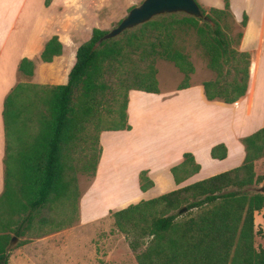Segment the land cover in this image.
I'll use <instances>...</instances> for the list:
<instances>
[{
  "label": "trees",
  "instance_id": "1",
  "mask_svg": "<svg viewBox=\"0 0 264 264\" xmlns=\"http://www.w3.org/2000/svg\"><path fill=\"white\" fill-rule=\"evenodd\" d=\"M195 1L213 22V28L207 21L201 23L202 18L180 12L155 16L136 28L123 31L119 37L105 40L101 38L107 31L95 27L89 39L77 47L75 62L65 84L42 85L30 81L35 61L26 57L20 59L17 72L28 80L18 81L10 88L3 99L1 113L4 154L0 264H8L10 253L6 248L12 237L9 232L22 237L42 208L59 200H79L76 182L68 176L73 167L66 164L65 150L81 139L86 140L89 125L96 130L97 144L102 131L130 129L126 113L128 92L132 89L159 92L153 60L163 57L185 74L193 71L187 56L174 46L179 32H197L208 67L217 74L214 80L202 82L208 100L233 103L246 93L250 53L230 48L221 23L225 16L233 18L229 0H224L221 9L209 8L208 13ZM44 3L47 5L49 0ZM246 19L243 14L242 29ZM237 37L239 47L242 31ZM62 47L58 37L51 36L40 59L52 61L62 53ZM131 55L146 63L148 69L135 72L136 86L126 88L120 103L117 99L118 107L113 110L107 99L116 98L107 78ZM230 63L234 74L222 83V68ZM183 87L187 85L179 88ZM102 111L112 114L104 126H101ZM240 140L245 150L240 166L110 211L115 226L125 234L130 249L136 252L137 264H264V244L259 249L254 246V213L263 211L264 215V191L245 190L262 179L255 176L254 163L264 156V126ZM91 150L93 157L97 155L94 162L89 159L82 167L90 168L94 176L101 147L98 153L95 147ZM226 154L223 143L210 150L215 159H223ZM199 168L194 156L185 152L183 160L170 170L179 184ZM152 184L147 171H141L140 189L145 191ZM183 206L186 210L197 208L200 211L176 220ZM260 233L264 240V227ZM141 247L143 250L137 252Z\"/></svg>",
  "mask_w": 264,
  "mask_h": 264
},
{
  "label": "crops",
  "instance_id": "2",
  "mask_svg": "<svg viewBox=\"0 0 264 264\" xmlns=\"http://www.w3.org/2000/svg\"><path fill=\"white\" fill-rule=\"evenodd\" d=\"M94 1L49 0L47 5L44 3L45 0H11V2L4 0L0 3V193L3 189L4 154L1 113L5 95L19 79L18 63L23 57L35 61L34 73L30 79L34 83H44V79L52 78L50 74L47 77L40 74L42 68L48 67H60L63 69V77L57 82H50L47 79L45 83H67L68 73L75 62L77 47L91 36L93 28H99L93 26L90 31L72 29L81 19L79 16L84 14L85 8L96 10L91 12L90 16L98 13L97 9L103 10V5L99 6ZM197 1L205 8L224 7V0ZM229 6L235 21L241 22L243 14L247 17L238 47L240 51L250 53L246 93L233 103H225L208 100L202 83L196 84L197 87L188 84L187 87L167 93L160 89L155 93L130 90L126 108L130 129L102 131L99 134L101 153L96 171L91 184L79 199L78 207L82 219V213L89 208V205L93 210H97L100 203L104 202L102 196L94 195L96 193L94 188L97 187L101 173L105 170L107 152L104 141L108 143L111 139L116 143L120 140L121 144L117 145L112 153V162L116 167L114 170L117 176H122L121 169L125 170L123 179L119 182L126 188H122L121 194L115 199L113 197L104 204L102 210L94 212L89 217L91 219L98 218L109 210H119L131 203L157 197L242 164L245 150L240 139L264 126V0H229ZM73 10L75 12L71 13ZM100 13L102 14V11ZM100 13L97 15L99 16ZM71 30L74 32L72 33ZM53 35H56L62 43V53L54 56L52 61L44 62L40 59V53L46 41ZM68 44L72 46L70 53L67 52ZM158 106L165 109L166 113L163 115H176L173 130L177 129L175 133L182 138L178 145L177 139L170 144L169 149L160 153L153 147L151 132L147 131L142 136L139 134L142 126L146 128V123L151 119L150 114L154 115ZM185 109L189 111L185 112ZM105 135L107 138L104 140ZM175 137L176 135H173L170 138L173 140ZM219 143L226 146V157L212 158L210 150ZM145 150L148 151L147 155ZM185 152H190L194 156L200 168L177 184L170 169L183 160ZM127 169L132 170L129 176ZM143 170L147 171V176L153 182L145 191L139 187V174ZM106 191L111 194L109 189Z\"/></svg>",
  "mask_w": 264,
  "mask_h": 264
},
{
  "label": "rangeland",
  "instance_id": "3",
  "mask_svg": "<svg viewBox=\"0 0 264 264\" xmlns=\"http://www.w3.org/2000/svg\"><path fill=\"white\" fill-rule=\"evenodd\" d=\"M2 1L4 0H0V3ZM141 2L142 0H95L94 3H97V5H103V10L97 9L99 11L98 13L102 11V14L100 13L98 16L96 12L90 16L89 14L96 10L85 8L84 14L79 16L81 19L75 23L72 29H79L82 31H87L88 29L90 31L93 26H98L102 30L109 31L127 15L132 6L139 5ZM74 12L73 10L71 13ZM205 12L208 13L209 8H205ZM75 15H77V13ZM72 18L75 17L72 16ZM202 22L201 20V23ZM81 23L84 24L79 25ZM221 23L228 36L230 48L239 50L237 35L242 31L240 22L235 21L231 16H225ZM213 27L212 25L211 28ZM74 30H71V32L73 33ZM119 36H121V34L117 37ZM70 44H68V53H70ZM174 46L187 56V60L191 63L193 71L189 74H185L180 71L172 61L163 57L155 58L153 60V68L158 89L167 93L185 84H193L196 86V84L199 85V83L207 80H214L217 77L216 72L208 67V58L205 49L201 45L196 31L189 30L179 32L175 38ZM147 69L148 65L146 63L137 61L136 56L131 55L120 67H116V69L108 75L107 79L114 88V96L116 98V100L113 99L114 102L110 98L107 99L108 104L111 106H109L110 108L114 110L118 107L119 104L117 103H120L126 88H133L136 86L137 79L134 75L135 72H143ZM40 74L45 77L50 74L52 78H47L48 81L57 82L63 77V69L60 67L42 68ZM233 74V65L231 63L229 65H224L222 68V77H220L221 82L224 83L229 81ZM47 79H44V83L37 84H55L45 83ZM27 80L26 77L19 75L18 81ZM117 99L119 102H117ZM155 110L156 113L160 115H157L155 111L154 115L150 114V122L146 123V128H149V130L142 126L141 133L139 134L142 136L145 135L147 131L151 132L152 140L154 141L153 147L160 153L169 149L170 144L177 139L178 145L182 138L175 133L177 129L173 130V126L176 122V115H163L166 111L161 106L156 107ZM186 111L189 110L185 109V112ZM110 118H112V114L102 111L101 126H104ZM96 135V130L92 125H89L86 130V140L81 139L75 146L68 147L65 150L66 164L73 167V171L69 169L68 176L74 178L80 197L82 193L87 190L93 179L91 169L82 166L87 164L89 159H93L94 162L97 156L95 153V157H93L92 153L94 152L91 150L92 147H95V152L98 153V149L101 147L100 143L97 144L95 140ZM173 135H176V137L171 140L170 137ZM106 138L107 135L104 136V140ZM108 143L104 141L105 150L107 152L104 166L105 170L101 173L97 187L94 188L96 191L94 195L98 197L102 196L104 202H102V204L100 203L97 210H93L89 205V208L82 213L83 219L79 213V200L76 201L74 198L52 202L45 208H42L35 214L30 227L24 231V235L18 237L14 246L10 248V256L8 258L9 264H137L135 260L136 252L130 249L125 234L120 232L114 224L113 217L110 214V211L113 210H109L108 213H104L98 218H89L94 212L102 210L103 205L111 201L113 197L115 199V197L119 196L122 188H126L123 183L119 182L123 179L125 170L119 168L121 171H117H120L122 176H117L118 174L115 173L116 171L114 170L116 167L114 166V162H112V153L114 148L121 144L120 140L115 143L110 139ZM147 152L148 151L145 150V155H147ZM126 172L129 176L132 170L127 169ZM254 172L255 176L262 177V179L252 186L264 184V156L255 161ZM130 186L131 185H129V187ZM106 189H109L112 195L107 193V191L105 192ZM128 189L130 190V188ZM199 211L200 209L197 208L186 210L183 206V211L176 220H183L190 216H194ZM263 227V211H257L254 213V230L256 232L254 246L256 249H259L264 244L262 234L260 233ZM9 234L14 236L12 232H9ZM143 248L144 247L139 248L137 252L142 251Z\"/></svg>",
  "mask_w": 264,
  "mask_h": 264
},
{
  "label": "water",
  "instance_id": "4",
  "mask_svg": "<svg viewBox=\"0 0 264 264\" xmlns=\"http://www.w3.org/2000/svg\"><path fill=\"white\" fill-rule=\"evenodd\" d=\"M177 12L191 15L196 18H202V21H207L211 26H214L213 22L203 14L195 0H142L139 5L130 8L127 15L123 17L114 28L107 31L101 40L117 37L123 31L143 24L155 16ZM245 190L251 193H263L264 188L263 184H260L258 186H249ZM17 239V236L11 237L6 248L7 253L10 251V248L14 246Z\"/></svg>",
  "mask_w": 264,
  "mask_h": 264
}]
</instances>
